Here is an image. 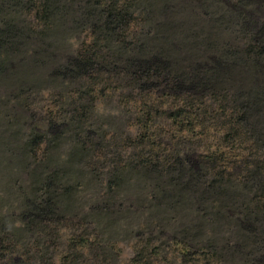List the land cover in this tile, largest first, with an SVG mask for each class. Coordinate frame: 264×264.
I'll return each mask as SVG.
<instances>
[{
	"label": "rangeland",
	"instance_id": "rangeland-1",
	"mask_svg": "<svg viewBox=\"0 0 264 264\" xmlns=\"http://www.w3.org/2000/svg\"><path fill=\"white\" fill-rule=\"evenodd\" d=\"M0 264H264V0H0Z\"/></svg>",
	"mask_w": 264,
	"mask_h": 264
}]
</instances>
